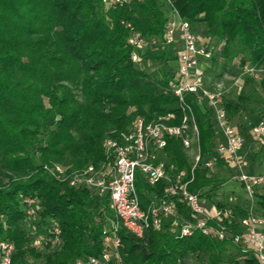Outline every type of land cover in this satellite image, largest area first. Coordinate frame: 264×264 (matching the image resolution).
Returning a JSON list of instances; mask_svg holds the SVG:
<instances>
[{
  "label": "trees",
  "instance_id": "16d2710c",
  "mask_svg": "<svg viewBox=\"0 0 264 264\" xmlns=\"http://www.w3.org/2000/svg\"><path fill=\"white\" fill-rule=\"evenodd\" d=\"M171 7L190 23L199 46L217 47L216 54L200 59L204 75L212 83H223L224 75L241 79L233 91L224 89L223 108L246 145L243 127L251 132L258 122L251 116L264 115V76L256 81L242 74L245 65L264 64V0H0V238L14 246L10 264H74L104 251L111 254L107 264H181L188 254L219 264L227 247L240 252L231 264H258L231 240L249 214L232 206L223 240L197 230L180 236L187 210L178 204L177 226L164 220L142 237L119 228L120 247L114 250L103 236L115 219L108 196L69 187L52 172L55 166L71 171L98 165L104 141L120 138L136 117L150 121L173 114V123L179 122L169 82L181 43L176 38L163 44ZM135 34L145 41L143 57L128 43ZM132 52L138 61L131 60ZM145 59L167 64V71L152 76L143 68ZM215 65L220 74L213 72ZM186 99L200 152L210 153L217 144L212 114L192 96ZM165 152L167 164L188 174L192 163L180 140L169 139ZM222 165L220 159L215 166ZM209 170L195 168L188 189L203 191L221 212L229 204L214 194L224 180ZM136 187L142 208L163 191L162 183L148 186L140 173ZM27 198L41 207L33 218L26 214ZM252 211L264 220V191L255 193Z\"/></svg>",
  "mask_w": 264,
  "mask_h": 264
},
{
  "label": "built area",
  "instance_id": "2783aa9c",
  "mask_svg": "<svg viewBox=\"0 0 264 264\" xmlns=\"http://www.w3.org/2000/svg\"><path fill=\"white\" fill-rule=\"evenodd\" d=\"M176 38L180 40L181 48L177 54L176 74L169 86L177 98L181 113L179 122L173 123V114L161 115L150 121L136 117L129 130L120 138H107L104 141V159L98 165L88 164L71 171L55 166L52 170L69 187L88 188L98 195L108 196L109 208L115 219L103 230V236L104 242L114 250L120 247L119 228L136 237H142L149 228L159 229L164 220H171L172 225L177 226L181 218L177 211L178 204L187 210V218L181 219L180 236H190L195 230L217 240H223L227 236L225 222L229 223L233 216L231 205L214 215L209 213L204 206L205 198L201 196L203 191L188 189L194 179L195 168L212 169L218 160L223 159L233 169V175L241 184L251 205L256 188L264 185V170L255 173L244 167L241 151L245 140L230 122L223 108L222 83H212L203 73L200 59L210 58V52L199 46L190 23L171 7L163 44L170 45ZM128 43L135 49L145 45L143 38L136 34L129 37ZM131 60H139L136 52H132ZM242 74L259 81L264 76V64L258 67L245 65L242 67ZM188 95L210 111L214 133L217 137L222 135L223 139L217 142L210 153L200 152L193 108L186 99ZM251 133L258 138L264 136V116L251 129ZM171 138L180 140L186 151L195 144L193 162L188 174L177 171L174 163H166L165 147ZM137 173L142 175L148 186L163 184L162 194L153 193L145 208L141 207L136 187ZM25 202L28 217L33 218L39 214L41 207L35 200L27 198ZM248 212L243 221L242 232L232 235L231 240L240 245L244 252H250L258 264H264V231L260 230L264 226V220L253 213L252 209ZM56 231L54 228L53 232ZM13 250L11 242L0 238V264H10ZM110 259L111 254L104 251L99 257L80 258L74 264H107ZM117 262L120 264L119 260Z\"/></svg>",
  "mask_w": 264,
  "mask_h": 264
},
{
  "label": "rangeland",
  "instance_id": "374dc122",
  "mask_svg": "<svg viewBox=\"0 0 264 264\" xmlns=\"http://www.w3.org/2000/svg\"><path fill=\"white\" fill-rule=\"evenodd\" d=\"M198 28L199 26H196V29ZM201 40L205 44L209 41V40L207 41V39L204 37H201ZM216 48H217L216 46H213V42H211L209 45L208 51L210 52V54H214V53L216 54L217 53ZM146 51H147L146 47L145 46L142 47V49H140L139 51V56L143 57L144 55H146ZM143 68L148 73H150L152 76H155V75L161 76L164 72L167 71L168 66L167 64H162L160 62H150L145 59ZM213 72L215 74H220L221 67L219 65H215ZM222 80H223V83H222L223 88L224 89L227 88L228 91H233V87L235 86V84L237 83L239 84L241 82L240 78L234 81L227 75L222 76ZM263 116H264L263 114L259 113V114H254L253 116H251V118L254 122H256V121H259ZM243 135L245 136V139H246V144H247L246 146H247L248 154L251 157H253V160H257L260 164H263L264 163V139L261 140V139L255 138V136L251 135V132L249 131V129H245L244 127H243ZM194 152H195V144L192 146L190 150L186 151L187 157L191 163L193 162L192 160H193ZM227 166H228L227 164L225 166L223 165L215 166L208 171L209 175L214 176L216 179H223L224 180L223 183H226L228 185L232 184L230 182L233 181L232 186L233 188H235L236 192L238 193V198L236 202L234 201L233 203H231V206L235 204H245L244 194L246 195V193L242 189L241 184L238 182L237 178L232 173H228V171L229 172L231 171H230V167L229 166L227 167ZM260 169H263V167L261 166ZM222 187H223V184L221 185L220 189ZM223 195L227 197L225 193ZM239 254L240 252L238 251L237 248L227 247L224 253L222 254V257L220 258V260L218 262L216 261V263L231 264L230 258L238 256ZM40 263L41 262L39 260L35 261V264H40ZM181 264H210V262L207 256L205 255L188 254L182 260Z\"/></svg>",
  "mask_w": 264,
  "mask_h": 264
},
{
  "label": "crops",
  "instance_id": "0c3cea01",
  "mask_svg": "<svg viewBox=\"0 0 264 264\" xmlns=\"http://www.w3.org/2000/svg\"><path fill=\"white\" fill-rule=\"evenodd\" d=\"M140 49H142V48H140ZM251 135H253V134L251 133ZM255 138L258 139V137H256V136H255ZM222 139H223L222 138V135H219L217 137V142L218 141H221ZM246 145H244V148H243V150L241 152L245 169L247 171L255 172V173L262 172L264 170V163L263 164H260L257 160H253V157H251L248 154V152H247V146ZM261 166L263 167V169H260ZM230 170H231V173L233 174V169L230 168ZM230 183H232V184L228 185L226 183H223V187L221 189H219L214 194V195H216V198L217 199H220L221 197H223L224 198L223 199L224 202H228L229 205H231V203H233L234 201L236 202L237 201V198H238V193L236 192L235 188H233V186H232L233 185V181H231ZM263 191H264V185L256 188L255 193H262ZM224 193L227 195V197L225 195H223ZM244 197H245V204H235L232 207H234V208H240V209L245 210V211L251 210L253 208V204L252 205L250 204L251 202H249L250 200L248 199V197L245 194H244ZM204 206L209 211V213L211 215H214L218 211L217 210V207H215L213 205V203L210 202L207 199H205V205ZM260 230H263L264 231V226L260 227Z\"/></svg>",
  "mask_w": 264,
  "mask_h": 264
}]
</instances>
